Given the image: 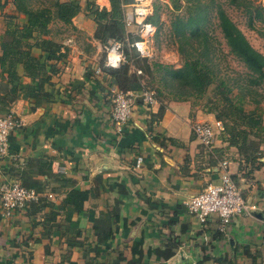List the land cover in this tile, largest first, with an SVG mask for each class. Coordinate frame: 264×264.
Segmentation results:
<instances>
[{
  "label": "crops",
  "instance_id": "0c3cea01",
  "mask_svg": "<svg viewBox=\"0 0 264 264\" xmlns=\"http://www.w3.org/2000/svg\"><path fill=\"white\" fill-rule=\"evenodd\" d=\"M79 1L83 7L86 0ZM92 1L109 8L108 0ZM6 8L7 13L14 10L11 4ZM71 23L51 25L52 39L69 50L49 89L51 98L31 108L21 96L11 106L23 126L11 133L9 154L0 159V184L17 181L24 172L41 189L39 197L57 211L72 190L89 196L80 212L71 207L58 211L49 234L40 226L42 213L21 209L7 219L0 209V264H85L93 258L94 264H116L119 254L123 264L132 259L138 242V264H213L219 257L264 264V163L246 178L239 172L237 152L217 136L212 151L205 150L191 124L215 119L189 102H168L162 117L153 121L159 103L147 106L136 99L118 131L110 113L119 90L101 66L105 47L92 38L95 23L82 9ZM6 110L0 107V115ZM222 161L249 205L224 234L216 230L217 217L202 225L186 207L208 184L218 183ZM60 177L67 181L61 183ZM70 222L76 223L73 232ZM94 231L110 236L99 243ZM169 240L178 244L175 250L167 247Z\"/></svg>",
  "mask_w": 264,
  "mask_h": 264
},
{
  "label": "trees",
  "instance_id": "16d2710c",
  "mask_svg": "<svg viewBox=\"0 0 264 264\" xmlns=\"http://www.w3.org/2000/svg\"><path fill=\"white\" fill-rule=\"evenodd\" d=\"M132 1L108 0L109 8L106 9L100 8L92 0H86L83 7L79 0H67L65 3L59 0H37L36 2L34 0H0V15L5 21V29L0 34V81L3 82L0 107L6 108L5 114H7L12 104L21 96L27 98L31 108L51 98L49 89L56 83L59 66L66 63L69 50L49 36L50 25L60 23L71 27V18L82 9L85 15L95 23L92 37L94 40L104 47L112 42H119L122 45L127 63L115 69L103 68L104 72L115 81L119 91H147L145 78L158 74L161 86L171 97L166 100L157 88L155 98L159 103V110L151 117L153 121L162 117L170 101L189 102L190 99H200L216 82L218 84L215 89L225 88L217 99V103H214L207 113L213 114L215 120L221 122L223 130L218 133V139L226 145L227 149L236 150L240 163L239 172L243 174V177L249 178L262 165L260 159L264 157V104L253 99V106L249 107L246 98L256 94L261 97L256 89L261 88L264 92V56L252 48L222 6L210 0L215 8L217 27L229 52L248 71L247 82H241L242 86L236 89L225 86L224 81L216 77L213 49L207 33L203 30L208 6L201 9L199 0L195 2L184 0L183 7L188 11V17L183 19L176 16L172 23V35L177 46L176 50L183 62L182 66L174 69L168 65L150 63L149 58L141 57L129 47V44L142 40L138 32L128 33L125 28L124 7ZM168 1L173 4L175 12L181 7L179 0ZM255 1L229 0L230 5L243 10L251 28L254 27L253 23L256 20L264 22V5L254 4ZM164 3H167V0H154L153 5L155 7V4ZM8 4L14 8L12 13L4 12ZM153 11L146 22L155 28L157 21L156 14L152 17ZM155 32L156 28L154 34ZM131 68H133L132 71ZM136 71H140V74ZM215 163L217 162L214 161ZM26 175L21 172L17 181L39 195L41 189L36 187L37 183L29 181ZM64 181L67 180L60 177V182L64 183ZM88 196L89 193L86 191L72 190L67 193L58 211L71 207L80 212ZM47 208L50 211L43 213ZM25 210L30 215L42 213L40 226L44 233L51 232V226L58 215L57 208L55 209L51 203L39 197ZM75 227V222L69 223V229L72 232ZM93 235L96 236L97 242L103 243L110 233L99 234L94 231ZM140 246L141 242L134 244L132 259L123 264H138L134 256L139 252ZM177 246L178 244L171 243V240L167 244L171 250H175ZM245 254L246 257H252L248 249H245ZM109 255L107 254L105 258ZM119 262H125L122 254H119ZM85 264H94V258ZM102 264H111V262ZM213 264H235V262L219 257L213 259Z\"/></svg>",
  "mask_w": 264,
  "mask_h": 264
},
{
  "label": "built area",
  "instance_id": "2783aa9c",
  "mask_svg": "<svg viewBox=\"0 0 264 264\" xmlns=\"http://www.w3.org/2000/svg\"><path fill=\"white\" fill-rule=\"evenodd\" d=\"M153 0H133L127 7L124 17L126 30L136 26L142 40L129 44L141 57L151 58L152 53L148 48V40L154 33V29L146 22L152 13ZM127 63L119 42H112L105 47L103 67L115 69ZM140 74V71H136ZM136 99H140L145 105L156 103L152 92H121L113 93L112 109L110 117L114 126L120 131L128 122ZM9 108L7 114L0 115V159H5L9 154V137L15 129L23 126L22 122L15 118V114ZM223 130L221 122H195L191 126L193 136L207 151H212L218 133ZM218 168L220 175L218 183L208 184L200 193L192 197L186 207L188 212L195 217L200 224H205L209 218L217 217L219 224L217 232L224 234L232 221L241 217L249 210V205L242 196L241 190L232 179L228 163L222 161ZM39 195L31 189H27L17 181H6L0 184V209L5 218L21 209H25L30 203L36 202ZM251 210L254 211L252 208Z\"/></svg>",
  "mask_w": 264,
  "mask_h": 264
},
{
  "label": "rangeland",
  "instance_id": "374dc122",
  "mask_svg": "<svg viewBox=\"0 0 264 264\" xmlns=\"http://www.w3.org/2000/svg\"><path fill=\"white\" fill-rule=\"evenodd\" d=\"M34 1L36 2L37 0ZM42 1H48V0H42ZM153 2L151 3L152 10H154L152 17L154 16V14H156L157 26H155L156 28L155 34L153 33L147 42L149 50L153 53L152 57L150 58V63L151 62L160 63L162 65H168L173 67L174 69H178L182 66L183 62L179 53L176 50L177 46L174 43V39L172 35V23L176 19L175 18L176 16H179L183 19H186L188 17V11H186V9L183 7L185 5L184 0H179V5H181V7L176 12L173 9V4H171L168 0L167 3L164 4H155V7L153 5ZM193 2H195V0H193ZM199 2L200 5L202 6L201 9H203V7L205 6H208L205 15L206 21L203 23V30L205 33H207L209 43L211 44V48L213 49V53H214L213 64H214V70L216 72V77L224 81L225 86L227 85V87L229 88L234 87V89H236L237 87L242 86L241 82H247L246 78L248 76V71L229 52L225 40L223 39L220 30L217 27L215 8L213 5H211L210 0H199ZM214 2L215 4H219L222 6V8L227 13L228 17L241 31V33L244 35V37L246 38L248 43L252 46V48H254L256 51H258L264 56V22H262L261 20H256L253 23L254 27L251 28L249 26L247 16L244 14L242 9H238L234 5H230L229 0H214ZM254 4H260L263 6L264 0H256ZM129 5L130 4L125 5L124 7V17L128 9L127 7ZM7 10L9 9L6 8L4 12L7 13ZM51 25H50L49 36L53 38L51 35L52 34ZM131 28L135 29L136 26L135 27L131 26ZM152 28L155 31V28L154 27ZM4 29H5V21L3 17L0 15V34L3 33ZM53 29L55 30V28ZM128 29H130V27ZM135 32H137V29ZM57 36H58L57 33H55V37ZM102 68L104 67L102 66ZM217 84L218 82L210 86L205 96H203L202 98L190 99L189 103L191 104V108L193 110H197L201 112L204 115H210L215 119L213 114H208L207 112L214 105V103H217V99L225 90L224 87H220V89H215V86ZM145 85L148 87L147 91L152 92L154 94V98L155 95H157L156 94L157 88L158 90L160 89L166 100H169V98L171 97L167 94V91L163 89V87L161 86L159 82L158 74H155L152 77L145 78ZM235 92H237V90ZM256 92L260 94L261 97L258 96L257 94H256L257 96L256 95H253L252 97L248 96V98H246V103L249 107L253 106V99L260 101V104H264L263 90L259 88L256 89ZM155 100L157 101L156 98ZM234 151L236 150L234 149Z\"/></svg>",
  "mask_w": 264,
  "mask_h": 264
},
{
  "label": "water",
  "instance_id": "95a60500",
  "mask_svg": "<svg viewBox=\"0 0 264 264\" xmlns=\"http://www.w3.org/2000/svg\"><path fill=\"white\" fill-rule=\"evenodd\" d=\"M260 162L264 163V158L260 159Z\"/></svg>",
  "mask_w": 264,
  "mask_h": 264
}]
</instances>
